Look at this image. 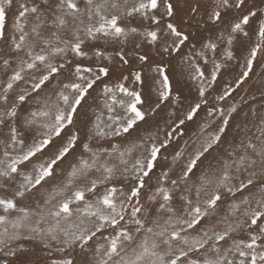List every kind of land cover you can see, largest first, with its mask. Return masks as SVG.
I'll return each mask as SVG.
<instances>
[{
  "label": "snow or ice",
  "instance_id": "snow-or-ice-1",
  "mask_svg": "<svg viewBox=\"0 0 264 264\" xmlns=\"http://www.w3.org/2000/svg\"><path fill=\"white\" fill-rule=\"evenodd\" d=\"M0 264H264V0H0Z\"/></svg>",
  "mask_w": 264,
  "mask_h": 264
}]
</instances>
